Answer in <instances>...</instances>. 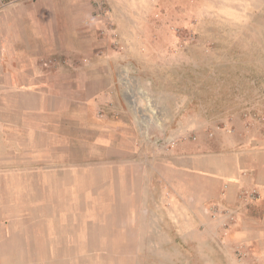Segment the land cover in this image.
I'll list each match as a JSON object with an SVG mask.
<instances>
[{
  "label": "rangeland",
  "instance_id": "374dc122",
  "mask_svg": "<svg viewBox=\"0 0 264 264\" xmlns=\"http://www.w3.org/2000/svg\"><path fill=\"white\" fill-rule=\"evenodd\" d=\"M97 2L89 5L98 19V30L71 29L73 34L80 32L71 36L70 45L89 59H118L120 66L87 65L90 72L86 74L80 66L70 68L84 81L95 79L100 72L108 73L112 80V69L124 80L102 83L110 93L103 103L108 100L110 108L88 119L107 126L102 132L105 142H98L100 132L95 125L93 131L70 129L72 139H56V145L50 147V166L70 164L93 171L91 178L50 187V194L39 196L40 209L47 204L50 214L56 216L50 224L57 235L51 239L63 234L74 239L50 241V252L63 256L51 258L50 264H231L220 255L226 247L235 254L237 263L233 264H256L246 255L241 257L236 243L230 244L237 235H226L223 224L202 221V225L190 212L176 209L172 191L164 184L171 163L152 161L145 167L152 175L143 178L138 173L140 178L132 184L135 194L128 188L133 155L136 162L155 152H164L169 158L175 143L189 136L197 140L198 128L210 130L211 120L212 128L218 129L239 117L245 127L264 134V0L136 2L128 4L131 15L124 11L117 17L120 21H108L104 13L114 14L110 3L102 0V11H98ZM83 22L87 28L91 26L90 19ZM54 59H50V71L58 69ZM88 99L84 101L89 105ZM79 102L83 100L75 99L73 105ZM230 102L231 108H242L240 116L222 119V112L231 109ZM74 108L71 122H80L83 109ZM64 128L69 129L68 123ZM158 140L164 147L151 151L149 145ZM83 183L96 193L83 188L70 191L71 185ZM96 229L98 241H78V233L85 237Z\"/></svg>",
  "mask_w": 264,
  "mask_h": 264
},
{
  "label": "crops",
  "instance_id": "0c3cea01",
  "mask_svg": "<svg viewBox=\"0 0 264 264\" xmlns=\"http://www.w3.org/2000/svg\"><path fill=\"white\" fill-rule=\"evenodd\" d=\"M92 1L0 0V264H50L51 258L63 257L50 252V241H74L69 234L51 239L50 236L57 235L50 222L56 221V216L50 214L52 210L47 204L42 203L40 209L39 196L50 194V187L91 178L93 171L89 168L77 169L70 164L62 168L50 166V147L56 145V139H72L70 129L93 131L95 125L100 132L96 136L98 142H105L102 132L107 126L89 123L88 119L96 112L103 115L106 108H110V93L102 83L124 80L117 70L112 69V80L107 78L108 73L100 72L95 79L84 81L70 68L80 66L82 73L86 74L90 72L87 65H106L110 69L120 66L118 59H89L85 52L70 45L71 36L80 32L73 34L71 29L98 30V19L93 17V7L89 5ZM97 1L99 11L104 2ZM104 1L110 3L114 13L112 17L104 13L108 21H120L117 17L124 11L130 14L128 4L150 2ZM84 18L90 19V27L81 23ZM51 58H56L52 61L58 69L50 71ZM85 60L92 62L85 64ZM76 85L79 92H76ZM88 97L92 106L84 101ZM106 97L108 100L103 103ZM75 99L83 102L73 105ZM231 105L232 102L228 103L229 108ZM74 107L83 109L84 118L77 120L80 122H71V112L76 114ZM241 110L234 106L222 112V119L232 114L240 116L238 112ZM67 123L69 129L64 128ZM209 124L213 127V120ZM245 125L238 117L225 128H198L197 140H191L188 135L175 143L169 150V158L164 152L161 155L155 152L164 147L160 140L149 145L155 154L143 155L140 162H136L137 157L133 155L132 183L129 182L128 192H135L136 186L132 184L140 178L138 173H143V178H147L146 174L152 175L151 170L145 169L152 161L158 159L171 163L168 171L163 165L160 168L167 171L165 178L161 177L165 180V187L172 191L176 209L182 213L190 212L202 225L223 224L224 231L229 233L226 235L233 238L237 235L230 244L236 243L241 257L246 255V259L256 261V264H264V134ZM139 163L143 164L142 170H138ZM70 187V191L83 188L96 193L86 183ZM253 189L260 197L243 206L240 200L242 191ZM217 209L232 211L234 216L229 219L225 214L215 217L213 210ZM233 227L236 233H230ZM60 230L61 226H58L57 233ZM97 231L87 233L85 237L78 233L80 238L77 239L80 243L98 241ZM220 255L231 264L237 263L232 248L226 247Z\"/></svg>",
  "mask_w": 264,
  "mask_h": 264
},
{
  "label": "built area",
  "instance_id": "2783aa9c",
  "mask_svg": "<svg viewBox=\"0 0 264 264\" xmlns=\"http://www.w3.org/2000/svg\"><path fill=\"white\" fill-rule=\"evenodd\" d=\"M263 121H264V118H263ZM259 197H260L259 193L255 189H253V190H244L241 193L240 200L242 201L243 206L244 205L247 206V205L255 202ZM213 211H215V213H216V214H213L215 217H219V216L221 217V214H225L226 215L225 218L229 219L230 217L233 218V216H234V212H232V211L224 212L223 210H219V209L213 210ZM242 264H247V263L242 262Z\"/></svg>",
  "mask_w": 264,
  "mask_h": 264
},
{
  "label": "bare ground",
  "instance_id": "6f19581e",
  "mask_svg": "<svg viewBox=\"0 0 264 264\" xmlns=\"http://www.w3.org/2000/svg\"><path fill=\"white\" fill-rule=\"evenodd\" d=\"M51 165V164H50ZM63 170H64V168H63ZM108 189V188H107ZM109 190V189H108ZM105 191V190H104ZM102 193V192H101ZM110 194V193H109ZM113 206V205H112ZM100 251H102V250H100ZM100 254V253H99ZM102 256V255H101ZM92 258V257H91ZM96 258V257H95ZM110 258V257H109ZM112 259V258H111ZM111 261V260H110ZM109 261V262H110ZM115 262H117V261H115ZM111 263V262H110ZM101 264V263H100Z\"/></svg>",
  "mask_w": 264,
  "mask_h": 264
}]
</instances>
